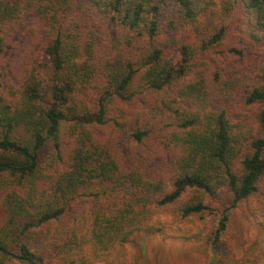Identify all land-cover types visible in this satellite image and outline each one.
I'll return each instance as SVG.
<instances>
[{
  "label": "trees",
  "instance_id": "obj_1",
  "mask_svg": "<svg viewBox=\"0 0 264 264\" xmlns=\"http://www.w3.org/2000/svg\"><path fill=\"white\" fill-rule=\"evenodd\" d=\"M24 16L44 63L4 86ZM249 53L263 61L247 81ZM263 180L264 0H0V264H95L226 191L218 253Z\"/></svg>",
  "mask_w": 264,
  "mask_h": 264
},
{
  "label": "rangeland",
  "instance_id": "obj_2",
  "mask_svg": "<svg viewBox=\"0 0 264 264\" xmlns=\"http://www.w3.org/2000/svg\"><path fill=\"white\" fill-rule=\"evenodd\" d=\"M44 32L30 16H24L8 42L2 58L3 84H18L32 60L42 65ZM263 61V54L249 53L246 62L237 61L241 78L250 80ZM37 63V62H36ZM35 63V64H36ZM41 68V67H40ZM92 93H85L86 99ZM133 107L139 108L136 103ZM106 139H121L123 132L103 129ZM161 166L164 160L158 161ZM156 167V166H154ZM264 180L260 193L251 203L230 209L226 229L221 235V250L216 253L210 239L218 224L222 209L228 205L226 191H219L208 200L212 212L195 222L182 221L170 211L154 216L165 222L163 234L139 233L123 245H115L108 253L100 254L95 264H264ZM176 218H175V217ZM53 253L49 250L48 255ZM15 264V263H14Z\"/></svg>",
  "mask_w": 264,
  "mask_h": 264
}]
</instances>
